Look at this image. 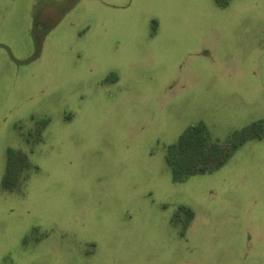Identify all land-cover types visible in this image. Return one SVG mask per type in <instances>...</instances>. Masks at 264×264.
I'll use <instances>...</instances> for the list:
<instances>
[{"label":"rangeland","instance_id":"rangeland-1","mask_svg":"<svg viewBox=\"0 0 264 264\" xmlns=\"http://www.w3.org/2000/svg\"><path fill=\"white\" fill-rule=\"evenodd\" d=\"M0 264H264V0H0Z\"/></svg>","mask_w":264,"mask_h":264},{"label":"trees","instance_id":"trees-1","mask_svg":"<svg viewBox=\"0 0 264 264\" xmlns=\"http://www.w3.org/2000/svg\"><path fill=\"white\" fill-rule=\"evenodd\" d=\"M261 128L256 125H251L249 127H245L238 132L237 138L235 141L231 143L233 148H236L245 142L248 137L256 136V139L260 138L258 135L259 130ZM207 135L205 132V125L203 122H199L195 126L188 127L178 138L177 142L169 145L167 147V153L165 156V161L170 166L171 173L175 180L183 179L185 176H188L190 173H198L204 172L203 165L199 166L196 171L195 170V160L197 158H201L202 160L207 159L211 153H214L215 147H206ZM219 152V151H218ZM217 154L215 159V163L217 165H222L223 157ZM212 155H215L212 154ZM8 165L12 168L13 166V152L8 150ZM186 157L190 158L188 161V165L184 166L182 162L186 163ZM183 158V160H182ZM6 183V180H5ZM180 210L185 211L186 223H188L192 217V211L189 209H185L180 207Z\"/></svg>","mask_w":264,"mask_h":264}]
</instances>
